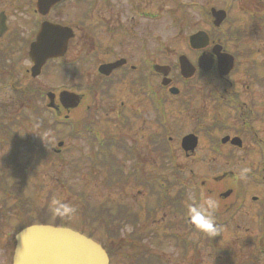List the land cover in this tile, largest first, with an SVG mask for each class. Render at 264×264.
Returning a JSON list of instances; mask_svg holds the SVG:
<instances>
[{
    "label": "rangeland",
    "instance_id": "obj_1",
    "mask_svg": "<svg viewBox=\"0 0 264 264\" xmlns=\"http://www.w3.org/2000/svg\"><path fill=\"white\" fill-rule=\"evenodd\" d=\"M231 1H234L233 5L243 2ZM250 1L251 4L254 3V0ZM224 3L228 5L227 0H65L56 5L49 18L67 25L76 34L71 44L72 49L64 57V61L70 59L72 65H63V60H54L50 68L33 75L25 72V68L31 65L27 59L17 60L11 70L8 66L5 69L0 67V264H8L12 237L19 226L18 219L27 224L37 222L38 217H41V221L69 224L91 234L116 254L113 264H194L190 254H186V260L185 254L181 253L177 234L182 232L177 229L179 220H176L173 209L168 207L164 211L159 206L161 200L157 188L161 183L157 180L158 177H152L148 191L135 181L127 182L128 178H124L128 177L129 169L134 170L132 161L128 159L126 150L120 149L119 153H115L114 144L111 145V150L114 148L112 153L118 156L122 164L121 172L124 177L117 176L116 180L119 181L113 182L106 169L107 164L100 161L105 158L100 156L98 161V134L107 139L112 134L120 133L126 142L127 137L138 138L139 143L152 151V159L142 153L146 171L152 175H161L164 171L163 160L158 159L156 152L150 147L148 132L155 129L153 112L151 111V115L148 104L136 92L138 89L132 87V79L137 77L138 71L130 72L127 69L116 74L113 81L107 83V78L99 74L97 67L119 57L126 58L127 66L134 64L138 67L146 54L144 48L150 49L154 57L159 53L158 49L162 48V42L166 46L168 57L170 56L168 63L175 60V53L181 50L188 58H192L185 42L187 36L197 29L214 32L221 41L226 27L241 29L243 33L236 21L233 26L222 24L217 30L205 25L204 8L207 5L223 7ZM138 6L144 14L134 13ZM0 8L8 11V31L11 29L20 34L28 30L26 37L33 35L39 16L34 11L33 0H0ZM235 8L237 9V5ZM242 19L246 21L247 17L242 16ZM248 25L247 23L246 26ZM205 47L206 45L203 48ZM11 49L14 50L12 46ZM23 52L20 49V55ZM20 55L16 56L19 58ZM156 59L159 61V57ZM172 73L177 71L173 70ZM239 76L235 72L232 78L237 79ZM194 79L198 80L200 77L196 76ZM205 79L219 78L209 74ZM13 80L15 84L11 85ZM36 84L42 87L37 88L40 89L37 93L33 90V87H37ZM61 86L80 96L81 102L68 107L71 112H66L71 119L69 125H63L64 111L61 115L52 114L46 105L48 96L41 98L39 95L42 91L44 94L47 90L54 91L53 96L57 100L55 92ZM205 91L202 83L198 82L192 92L194 104L206 103L203 97L207 95ZM171 96L167 108L170 120L174 122L175 132L186 133L191 130L192 121L186 122L191 119V115L186 116V111L181 107L177 109L178 96ZM132 108L143 113V117L135 118L140 131L138 135L124 128L132 125ZM127 116L130 118L128 124ZM185 117L186 120H183ZM178 134L177 140L181 136ZM58 140H64V144H57ZM51 147L60 152L52 151ZM200 153L201 155L195 154L189 158L182 155L180 161L184 165L183 182L185 179L190 180L187 175L190 163L194 160H202L198 161L203 165L202 170L209 173L220 168L217 156L208 157L204 149ZM166 165L164 173L167 178L162 185L167 187L168 199L174 197L182 184H178L176 175L170 173L173 172L171 164ZM197 175L200 176L199 173ZM197 175L194 180L199 179ZM209 176L206 173L201 175L202 179H208ZM205 183L201 191H206L210 186V181ZM185 184L183 183L184 192L185 187L191 186ZM189 189L187 196L191 195ZM159 190L163 195L164 192ZM234 200L236 197L232 196L230 201ZM57 201L71 204L75 210L72 213L58 214L53 210ZM188 202H191L190 199ZM167 206H173L172 202L169 201L165 207ZM247 208L244 210V217L235 216L229 228L226 227L230 236H226L221 244L229 247L226 248V253L211 258L216 261L207 257L209 250L204 247L205 237L202 243L198 241L196 244V237L184 230L185 236L189 234L193 237L190 253L196 259L197 256L205 255L197 264H234L229 253L235 257L237 264L244 257L253 255L254 247L248 244L249 231L245 233L248 239L240 236V226ZM219 210L217 209V214L222 215ZM29 215L33 217L28 220ZM105 229L111 232L113 230L115 236L110 238ZM247 245V248L244 247Z\"/></svg>",
    "mask_w": 264,
    "mask_h": 264
},
{
    "label": "flooded vegetation",
    "instance_id": "obj_2",
    "mask_svg": "<svg viewBox=\"0 0 264 264\" xmlns=\"http://www.w3.org/2000/svg\"><path fill=\"white\" fill-rule=\"evenodd\" d=\"M64 1H60L57 5ZM33 2L34 11L39 16L37 17V25L31 36L32 38L26 37L28 30H26V33L22 32L20 34L12 32L11 29L8 31V11L0 8V67L2 69L8 66L9 70H11L15 67L17 60L27 59L31 65L25 68V72L31 75L33 61L29 57L30 47L35 41L43 22L57 23L50 19L56 6L50 8L45 15H40L37 12V0H33ZM227 3L228 5L224 3L223 6L226 13L223 24H232L233 26L236 21L244 32L241 33V29L232 30L231 27H226L224 36L221 34L223 39L221 41L218 34L207 31L208 41L205 42L206 47L200 49H191L185 43L188 51L192 53V58L189 59L196 67L191 79H180L181 75L175 65L179 53H175V60H171L173 63L171 61L167 62L170 56L168 57L166 46L163 42L161 43L162 48L158 49L159 53L154 57H152L150 49L144 48L146 54L142 59V64L138 67L134 64L127 66L126 60L122 65L116 64L112 70L110 68H102L103 74L100 75L106 77V82L108 83L113 81L116 74L122 73L127 69L130 72L138 71L137 77L132 79V87L138 89L136 92L148 104L149 112H153L155 129L148 132L150 147L156 152L158 159L163 160L162 169L164 171H162L161 175H152L149 171H146L142 153L152 159L154 158L151 155L152 151L139 143L138 138L127 137L125 149L127 157L132 161L134 167L133 171L129 169L128 179L133 182L147 183L148 179L158 177V179L164 181L167 178L166 173H164L165 166H167L166 164H171L173 172L170 171V173L176 175V182L182 184V187L177 189L173 198L170 200L164 199L162 210L165 211L168 207L173 209L176 220H179L177 229L182 233L178 232L177 234L178 244L182 248L181 253L186 256L185 259H188L186 254H190L192 262L197 264V262L205 258V255H202L197 256L196 259L195 255L190 253L194 236L197 239L196 244L198 241L202 243L204 237L206 238V246L204 247L209 250L208 259L215 256L219 257L221 254L226 253V248L229 246L221 244L226 236H230V233L226 232L228 230L226 227L229 228V224L235 216L237 218L244 217V210L248 207V211H245L247 214L240 226V231H242L240 236L248 239V235L245 233L249 231L248 244L254 247L253 255L244 257L237 264H262L264 262V0H254L253 4H251L250 0H243V2L240 1L236 4L237 9L235 8L236 5H233L234 1L227 0ZM6 9L8 10V8ZM242 16L247 17V22L242 19ZM29 23L31 26V22ZM247 23L249 24L248 26H246ZM248 29L251 31H247ZM244 35L248 37H243ZM75 36L76 34L68 41L66 52L62 57L46 60L41 67V73L43 69L47 70L50 68L51 62L54 60L57 62L63 60V65H72L71 60L65 59L64 61V57L72 49L71 44ZM11 46L14 50L11 49ZM217 46H221V49ZM20 49L24 51L21 55L19 53ZM222 53L224 54L225 62L230 67L226 74H220L218 70V61ZM16 55L21 57L18 58ZM203 56H205V63L201 64L200 59ZM157 57H159L160 62L156 59ZM120 58L122 57L109 62L117 61ZM231 60L232 65L230 66ZM167 65L169 69L163 67ZM222 68L227 69L226 66ZM166 70L167 76L164 77L163 73ZM173 70H176L177 73H172ZM235 72L236 75H240L237 78L238 80L232 78ZM197 73L199 74L196 75ZM209 74L219 79H205ZM11 75H13V72H11ZM169 75L170 77H168ZM196 76H199L200 79H194ZM166 77L169 79L167 80ZM198 82L202 83L206 89L205 93H207L206 96L203 95L206 100L203 105L193 103L192 92ZM14 84L15 81L13 80L11 85ZM36 86V88L33 87V90L37 93L40 90L37 88L42 89V87L38 84ZM126 87L128 90V85ZM171 88H176L177 90ZM62 89L64 90L65 87L61 86L55 92L57 93V100L49 93L50 90L45 91V94L43 91L39 92V95H41V98L48 96L46 105L49 109L45 108L50 110L52 114L61 115L64 111V117H67L68 114L66 112L69 113L71 111L68 108L70 106L64 107L59 98V93ZM131 90L134 93V90ZM170 94L178 96L176 97L177 109L181 107L183 111H186V116L188 114L191 115L190 120H186V117L183 119L186 122L192 121V124L190 123L191 130L186 133L178 134L175 132L174 122L170 120L167 111L168 101L172 99ZM142 103L145 104L143 101ZM131 114L134 119L130 120L128 116L126 119L127 124L130 120L132 125L124 128L127 131L130 129L135 135H138L140 131L137 128L135 118L143 117V113L132 108ZM177 134L181 135L179 140L176 139ZM190 134H192L189 138L190 140L183 141V138ZM202 149L207 152L206 155L208 157L214 155L218 157L213 158L219 160L218 162L221 163L220 168L209 173L202 170L203 165L198 162L202 160H194L192 161L193 163H190L191 167L188 170L187 176H189L190 180L185 179L183 182L184 165L183 161H180L182 155L187 158L189 156L193 157L195 154L201 155L200 151ZM130 166L131 164L129 163ZM198 173L200 176L197 175ZM205 173L210 175L208 179H202L201 175ZM196 175L199 176V179L194 180ZM205 181H210V186L206 191H201L206 185ZM183 183H186L185 186L191 185L190 187H185V192L183 191ZM188 188L191 189V195L194 194L200 200L209 195L217 200L218 209H220L219 214H223L218 215L217 211L215 213L216 222L220 226V232L216 237L210 238L203 233L197 232L188 222L185 214L186 208L190 203L188 202L189 196H187ZM232 196L236 197V200L230 201ZM169 201L172 202L173 206L165 207ZM235 226L239 228L238 225ZM184 230L191 232L189 234L193 235V237L189 234L185 236ZM243 232L244 234L242 235ZM186 238H189V242ZM244 247L247 248L248 245ZM229 254L230 259L236 264L235 257L231 253ZM180 257L183 258V255H180ZM211 260L216 261L215 259ZM258 260L261 262L258 263Z\"/></svg>",
    "mask_w": 264,
    "mask_h": 264
},
{
    "label": "water",
    "instance_id": "obj_3",
    "mask_svg": "<svg viewBox=\"0 0 264 264\" xmlns=\"http://www.w3.org/2000/svg\"><path fill=\"white\" fill-rule=\"evenodd\" d=\"M216 24L222 20L224 13L218 11ZM39 33L37 43L34 44L32 54L37 56L40 42L49 41L52 46L49 52L40 56L41 61L48 56L62 54L66 48V41L72 35L69 28L44 23ZM199 33L191 36L192 45L200 40ZM41 64L38 63L39 67ZM184 67V65H183ZM62 100H67L74 106L78 103V96L73 93H63ZM12 264H109L108 257L102 247L92 239L65 227L50 225H32L22 229L16 235V245Z\"/></svg>",
    "mask_w": 264,
    "mask_h": 264
},
{
    "label": "clouds",
    "instance_id": "obj_4",
    "mask_svg": "<svg viewBox=\"0 0 264 264\" xmlns=\"http://www.w3.org/2000/svg\"><path fill=\"white\" fill-rule=\"evenodd\" d=\"M189 199L191 202L188 204L185 213L188 222L197 232L210 238L216 237L220 232V226L217 224L215 216L219 207L217 200L211 195L200 200L194 194L190 195ZM53 210L58 214H65L72 213L75 209L71 204L57 201Z\"/></svg>",
    "mask_w": 264,
    "mask_h": 264
},
{
    "label": "trees",
    "instance_id": "obj_5",
    "mask_svg": "<svg viewBox=\"0 0 264 264\" xmlns=\"http://www.w3.org/2000/svg\"><path fill=\"white\" fill-rule=\"evenodd\" d=\"M110 236V238H113L114 236H115V233H114V231L112 230V232L111 231H109V233H108Z\"/></svg>",
    "mask_w": 264,
    "mask_h": 264
},
{
    "label": "bare ground",
    "instance_id": "obj_6",
    "mask_svg": "<svg viewBox=\"0 0 264 264\" xmlns=\"http://www.w3.org/2000/svg\"><path fill=\"white\" fill-rule=\"evenodd\" d=\"M69 121H71V119H70ZM147 264H148V263H147Z\"/></svg>",
    "mask_w": 264,
    "mask_h": 264
}]
</instances>
